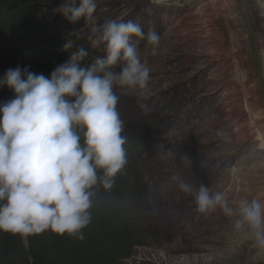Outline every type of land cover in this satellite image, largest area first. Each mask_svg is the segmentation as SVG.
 I'll list each match as a JSON object with an SVG mask.
<instances>
[{
    "label": "rangeland",
    "instance_id": "obj_1",
    "mask_svg": "<svg viewBox=\"0 0 264 264\" xmlns=\"http://www.w3.org/2000/svg\"><path fill=\"white\" fill-rule=\"evenodd\" d=\"M244 1L264 65V0ZM95 16L98 24L138 23L145 38L134 40L150 69L148 111L135 93L116 89L120 116L125 111L154 136L141 160L150 238L125 264H264V252L233 230L232 218L219 208L199 213L173 180L223 191L233 207L264 202V103L236 0H97ZM74 30L86 31L83 21ZM150 30L161 37L155 56ZM77 36L92 62L103 55Z\"/></svg>",
    "mask_w": 264,
    "mask_h": 264
},
{
    "label": "clouds",
    "instance_id": "obj_2",
    "mask_svg": "<svg viewBox=\"0 0 264 264\" xmlns=\"http://www.w3.org/2000/svg\"><path fill=\"white\" fill-rule=\"evenodd\" d=\"M97 0H61L53 9L69 23L81 21L78 35L103 55L83 64L84 47L71 52L49 76L28 67L9 68L0 77L14 97L0 103V231L32 235L46 230L85 239L101 189L110 192L128 163L124 121L117 110V88L135 93L140 107L151 95L150 69L135 38L141 26L122 17L97 23ZM151 55L161 37L146 36ZM73 47L66 40L63 50ZM178 180L196 210L219 208L232 218L233 230L243 233L254 249L264 252V202L241 200L230 206L223 191ZM185 258H181L183 261Z\"/></svg>",
    "mask_w": 264,
    "mask_h": 264
},
{
    "label": "trees",
    "instance_id": "obj_3",
    "mask_svg": "<svg viewBox=\"0 0 264 264\" xmlns=\"http://www.w3.org/2000/svg\"><path fill=\"white\" fill-rule=\"evenodd\" d=\"M56 0H0V77L9 68L28 67L49 76L71 52L84 46L74 26L59 13ZM66 40L73 47L63 50ZM92 62L88 55L83 64ZM14 93L0 87V103ZM124 113V114H123ZM128 163L110 192L101 189L92 223L77 240L46 230L20 235L0 231V264H125L150 238L148 196L141 160L153 131L121 112Z\"/></svg>",
    "mask_w": 264,
    "mask_h": 264
},
{
    "label": "water",
    "instance_id": "obj_4",
    "mask_svg": "<svg viewBox=\"0 0 264 264\" xmlns=\"http://www.w3.org/2000/svg\"><path fill=\"white\" fill-rule=\"evenodd\" d=\"M236 2H237L238 11L241 15L242 21L244 23V26H245V29L247 31V35L249 38L255 67H256V70L258 73V77H259L262 100L264 103V65L262 63L260 48H259V45L257 42L254 27H253L252 21L250 19L245 1L244 0H236Z\"/></svg>",
    "mask_w": 264,
    "mask_h": 264
},
{
    "label": "bare ground",
    "instance_id": "obj_5",
    "mask_svg": "<svg viewBox=\"0 0 264 264\" xmlns=\"http://www.w3.org/2000/svg\"><path fill=\"white\" fill-rule=\"evenodd\" d=\"M260 136H264L263 133H261ZM263 144H264V142H263Z\"/></svg>",
    "mask_w": 264,
    "mask_h": 264
}]
</instances>
